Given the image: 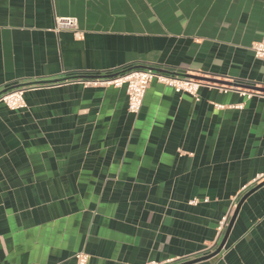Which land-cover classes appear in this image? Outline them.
<instances>
[{"label": "crops", "instance_id": "1", "mask_svg": "<svg viewBox=\"0 0 264 264\" xmlns=\"http://www.w3.org/2000/svg\"><path fill=\"white\" fill-rule=\"evenodd\" d=\"M262 39L264 0H0V93L143 67L239 85L201 82L194 98L153 81L137 115L124 86L80 80L0 105V264L212 254L264 183ZM193 264H264V185Z\"/></svg>", "mask_w": 264, "mask_h": 264}, {"label": "built area", "instance_id": "2", "mask_svg": "<svg viewBox=\"0 0 264 264\" xmlns=\"http://www.w3.org/2000/svg\"><path fill=\"white\" fill-rule=\"evenodd\" d=\"M77 19L74 17H58L55 18V30H69L75 31L77 29ZM252 51L255 58L261 60L264 63V39L256 42L252 46ZM156 81L164 86L172 88L177 94H189L194 98H197V91L199 86L202 85L200 81L192 79H186L178 75L165 74L155 69H140L133 68L127 71H122L115 76L106 78L95 79H83L80 83L84 87H125L127 95V111L130 114L137 115L142 107L143 98L149 84ZM29 87L16 88L0 95V105H4L10 111H21L26 108V104L23 98L24 92ZM221 108V106H217ZM196 200L190 202L191 205H195ZM225 220L219 227L222 231L224 228ZM88 256L84 252H78L74 254V264H87ZM174 260H167L165 262H147L146 264H174Z\"/></svg>", "mask_w": 264, "mask_h": 264}, {"label": "water", "instance_id": "3", "mask_svg": "<svg viewBox=\"0 0 264 264\" xmlns=\"http://www.w3.org/2000/svg\"><path fill=\"white\" fill-rule=\"evenodd\" d=\"M140 69H149V68H146V67H143V68H140ZM130 70V69H128ZM127 71V70H125ZM111 76V75H110ZM110 76H73V77H66V78H61V79H58V80H53V81H46V82H38V83H34V84H30V85H26L25 87L27 86H33V85H37V84H56V83H61V82H65V81H71V80H83V79H95V78H106V77H110ZM180 77H183V78H186V79H192V80H195V81H200V82H207V83H216L217 85H226V86H239L237 84H229V83H225V82H217V81H214V80H209V79H206V78H201V77H197V76H188V75H179ZM23 86H16V87H13V88H9L7 90H5L3 93H6L8 91H11L13 89H16V88H21ZM252 89V91L254 92H257V93H262L264 94V88H250ZM3 93H0L3 94ZM264 185V183H260L258 185H255L253 186V188L251 190H249V192H247L246 194H244L241 199L239 200L233 214H232V217L227 225V231L224 235V238L222 240V242L220 243V245L218 246V248L212 253L210 254L209 256H203V257H199V258H195L193 260H189V261H186V262H182V263H179V264H193V263H196V262H199V261H202L204 259H207L209 257H213L214 255H217L221 249H222V246L225 242V239L228 235V232L229 230L231 229V226L235 220V217L237 216V213L243 203V201L249 196L251 195L252 193H254L256 190H258L260 187H262Z\"/></svg>", "mask_w": 264, "mask_h": 264}]
</instances>
